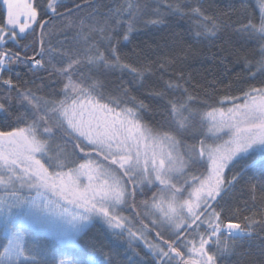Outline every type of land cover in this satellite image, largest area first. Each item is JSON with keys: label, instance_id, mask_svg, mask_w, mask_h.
I'll return each instance as SVG.
<instances>
[{"label": "snow or ice", "instance_id": "obj_1", "mask_svg": "<svg viewBox=\"0 0 264 264\" xmlns=\"http://www.w3.org/2000/svg\"><path fill=\"white\" fill-rule=\"evenodd\" d=\"M257 7L0 0V264L252 256V241H264V0ZM185 20L197 42L230 30L214 59L259 84L231 94L223 79L196 81L178 67L181 37L171 56L123 51L138 24ZM251 264H264V246Z\"/></svg>", "mask_w": 264, "mask_h": 264}, {"label": "trees", "instance_id": "obj_2", "mask_svg": "<svg viewBox=\"0 0 264 264\" xmlns=\"http://www.w3.org/2000/svg\"><path fill=\"white\" fill-rule=\"evenodd\" d=\"M102 2L106 5L116 6L120 3H123L124 0H102ZM189 2H194V0H189ZM205 7L209 4L218 6L221 9L227 10V6L230 4H239L240 0H203ZM141 4H152V0H140ZM248 9L247 14L259 15V9L257 7V0H247ZM90 11L85 9L82 15H86L87 12ZM103 11H107V9H103ZM238 17L236 14H233L232 21L237 20ZM189 23L188 21H180L179 26H176L174 23L171 28H163L157 30L151 27H145L143 23L137 25V30L131 36V43H125L123 45V51L126 53H131L133 51L143 53L147 52L151 59H156L157 55L163 57L165 54L171 56L175 53V48L172 46L175 42L176 37L182 38V45L187 49V54L184 57L183 63L178 65V67H183L186 72H190L196 81H200L201 83H205L206 81H210L212 79H223L226 84L231 83V94H239V88H247L249 85H258L259 79L253 81H247V78L244 73L240 71L239 68H236L235 71H231L226 73L224 68L221 67L216 60L214 59V55L219 52V50L223 47H228L226 43L228 41L230 30L222 33V39L215 41L214 44H210L207 41L197 42L191 39V33L188 31ZM63 39L60 36H54L53 41L56 39ZM168 42V47H164L165 42ZM159 46V47H158ZM255 45L250 44L249 49L254 48ZM259 57H256L258 59ZM229 69H232V64L228 65ZM21 73V79L27 80L31 78V74L26 73L24 69H17ZM239 74V75H237ZM159 75V74H157ZM127 78V77H125ZM167 74L165 75V79H167ZM157 79L156 76H152L148 78V84H152ZM264 79V78H261ZM245 82H241V81ZM39 83V82H38ZM225 90L224 85H217V92L214 93V96L222 95ZM209 92L211 90L209 89ZM143 98V97H142ZM212 101H209L211 103ZM3 119V116L0 115V120ZM236 196L241 200L247 198V194L240 193L239 191L236 193ZM101 232V228L99 225L93 227L89 235L84 237L83 240L85 243L91 237L99 235ZM264 246V241L260 239H256L251 243V253L252 256H245L241 259V264H251V261L254 258H259V248ZM249 245L245 244L244 248L241 251L248 249ZM233 264L238 259L237 257H233Z\"/></svg>", "mask_w": 264, "mask_h": 264}]
</instances>
